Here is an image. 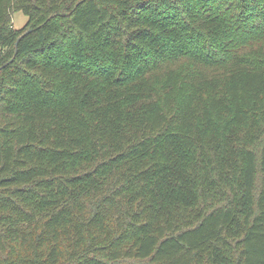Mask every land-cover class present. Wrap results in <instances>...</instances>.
<instances>
[{
    "label": "trees",
    "instance_id": "trees-1",
    "mask_svg": "<svg viewBox=\"0 0 264 264\" xmlns=\"http://www.w3.org/2000/svg\"><path fill=\"white\" fill-rule=\"evenodd\" d=\"M0 264H264V0H0Z\"/></svg>",
    "mask_w": 264,
    "mask_h": 264
},
{
    "label": "rangeland",
    "instance_id": "rangeland-1",
    "mask_svg": "<svg viewBox=\"0 0 264 264\" xmlns=\"http://www.w3.org/2000/svg\"><path fill=\"white\" fill-rule=\"evenodd\" d=\"M27 16L21 12L16 11L12 14V26L14 28H21L26 24Z\"/></svg>",
    "mask_w": 264,
    "mask_h": 264
},
{
    "label": "water",
    "instance_id": "water-1",
    "mask_svg": "<svg viewBox=\"0 0 264 264\" xmlns=\"http://www.w3.org/2000/svg\"><path fill=\"white\" fill-rule=\"evenodd\" d=\"M30 30H31V29H27L25 32H23V33L17 38V40L15 41V46H17V44H18L20 38H21L23 35H25L26 33H28Z\"/></svg>",
    "mask_w": 264,
    "mask_h": 264
}]
</instances>
